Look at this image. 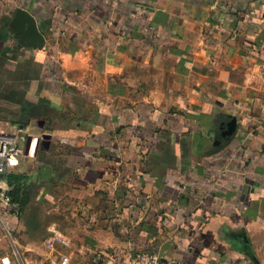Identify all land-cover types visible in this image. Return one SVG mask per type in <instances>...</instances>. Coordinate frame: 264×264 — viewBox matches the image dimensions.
Instances as JSON below:
<instances>
[{
  "label": "crops",
  "instance_id": "0c3cea01",
  "mask_svg": "<svg viewBox=\"0 0 264 264\" xmlns=\"http://www.w3.org/2000/svg\"><path fill=\"white\" fill-rule=\"evenodd\" d=\"M0 131V264H264V0H0Z\"/></svg>",
  "mask_w": 264,
  "mask_h": 264
},
{
  "label": "built area",
  "instance_id": "2783aa9c",
  "mask_svg": "<svg viewBox=\"0 0 264 264\" xmlns=\"http://www.w3.org/2000/svg\"><path fill=\"white\" fill-rule=\"evenodd\" d=\"M24 154V148L17 145L15 134L0 131V175L7 173L13 167V160ZM2 200L7 206L13 204L7 195H4ZM68 262V257H63L59 264ZM128 264H175V262L163 258L156 252L138 251L130 257Z\"/></svg>",
  "mask_w": 264,
  "mask_h": 264
},
{
  "label": "trees",
  "instance_id": "16d2710c",
  "mask_svg": "<svg viewBox=\"0 0 264 264\" xmlns=\"http://www.w3.org/2000/svg\"><path fill=\"white\" fill-rule=\"evenodd\" d=\"M0 177L5 179L9 185L14 186L13 190L8 192V195L11 197L12 201L18 202L20 210H23L28 203L27 193L25 190H22L21 185L19 186L24 180V176L10 169L7 173L0 175Z\"/></svg>",
  "mask_w": 264,
  "mask_h": 264
},
{
  "label": "water",
  "instance_id": "95a60500",
  "mask_svg": "<svg viewBox=\"0 0 264 264\" xmlns=\"http://www.w3.org/2000/svg\"><path fill=\"white\" fill-rule=\"evenodd\" d=\"M19 16L22 17L23 19H25L28 23H29V31L31 32L32 36H33V42H39L42 43L43 39L40 36V34L37 32L34 23L32 22V19L29 17L28 14L24 13V12H20ZM44 138H48L47 135H44Z\"/></svg>",
  "mask_w": 264,
  "mask_h": 264
}]
</instances>
